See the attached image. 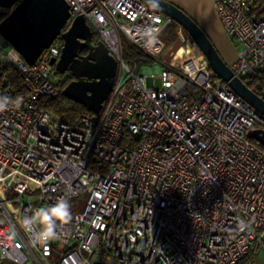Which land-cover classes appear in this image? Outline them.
<instances>
[{"label":"built area","instance_id":"built-area-1","mask_svg":"<svg viewBox=\"0 0 264 264\" xmlns=\"http://www.w3.org/2000/svg\"><path fill=\"white\" fill-rule=\"evenodd\" d=\"M64 1L67 25L82 15L115 58V78L100 110L64 120L39 105L62 90L51 63L62 37L28 64L0 36V96L20 100L0 112V264H237L258 249L264 148L246 133L264 130V116L192 40L185 58L161 59L172 19L144 2ZM211 1L236 43L229 66L248 83L264 71L262 6ZM121 35L149 61L125 57ZM61 197L83 203L80 214L33 245L19 221Z\"/></svg>","mask_w":264,"mask_h":264},{"label":"water","instance_id":"water-1","mask_svg":"<svg viewBox=\"0 0 264 264\" xmlns=\"http://www.w3.org/2000/svg\"><path fill=\"white\" fill-rule=\"evenodd\" d=\"M140 1L170 17L186 31L206 57L215 75L264 116V98L233 72L207 33L191 16L169 0ZM7 8L11 10L0 20V36L28 64H33L60 35L63 39L61 54L51 63L58 73L69 71L73 78L63 88V95L93 112L100 110L111 92L117 62L101 40L92 43V31L85 18L77 15L67 25L70 10L64 0H0V16ZM83 48L87 49L86 54H80ZM246 135L264 145V130L251 128Z\"/></svg>","mask_w":264,"mask_h":264},{"label":"trees","instance_id":"trees-1","mask_svg":"<svg viewBox=\"0 0 264 264\" xmlns=\"http://www.w3.org/2000/svg\"><path fill=\"white\" fill-rule=\"evenodd\" d=\"M247 1L251 2L252 5L262 6V11L264 13V0H247ZM6 15L7 12L4 11L0 16V20ZM180 28L181 27L175 21L171 20V22L161 32L160 37L165 42V47L169 43H173L177 40L180 33L179 31ZM120 40L125 57H132L136 61H149L143 55V53L140 50L136 49L123 35L120 36ZM189 40L192 39L189 37ZM97 41L98 38L97 36H95L93 39V44H96ZM2 72L10 78L11 82L15 86H17L18 89H20L21 87L20 77L14 70L5 67L2 69ZM69 81H70L69 79L65 78L64 81L61 82L62 90ZM247 84L253 91H255L260 96H263L264 71L254 74ZM62 90L57 95L52 97L41 96L39 101L40 107L60 116L61 118L67 121L74 120L77 116H79L82 113L93 112L86 106L64 96ZM258 145L264 148V145H261L259 143ZM256 253H257V249L256 248L252 249L242 259H240L237 264H255Z\"/></svg>","mask_w":264,"mask_h":264},{"label":"clouds","instance_id":"clouds-1","mask_svg":"<svg viewBox=\"0 0 264 264\" xmlns=\"http://www.w3.org/2000/svg\"><path fill=\"white\" fill-rule=\"evenodd\" d=\"M20 100L0 96V112L8 109L9 104L18 105ZM72 219L71 205L68 199L61 197L49 207L35 209L19 221L21 227L32 236L33 245H46L58 238V224H67Z\"/></svg>","mask_w":264,"mask_h":264},{"label":"crops","instance_id":"crops-1","mask_svg":"<svg viewBox=\"0 0 264 264\" xmlns=\"http://www.w3.org/2000/svg\"><path fill=\"white\" fill-rule=\"evenodd\" d=\"M187 12L207 33L222 58L231 64L236 58V43L224 32L219 18L216 17L211 0H169ZM211 18L215 29L208 26L207 20ZM207 23V24H206Z\"/></svg>","mask_w":264,"mask_h":264},{"label":"rangeland","instance_id":"rangeland-1","mask_svg":"<svg viewBox=\"0 0 264 264\" xmlns=\"http://www.w3.org/2000/svg\"><path fill=\"white\" fill-rule=\"evenodd\" d=\"M215 15L217 17V14H215ZM217 19H218V17H217ZM207 23H208V26L215 29V26L213 24V20L211 18H208ZM200 27H202V26H200ZM179 31H180L181 35L179 33L177 40L173 43H169L165 47L162 54L160 55L161 59L166 60L168 62H171L172 64H174V63L178 62L179 60L185 58L190 52L191 40H189V36H188L187 32L184 31L182 28H180ZM65 78H66V76L64 74L57 73L54 81L55 82H63ZM156 85H159L158 81L156 82ZM263 96H264V93H263ZM69 203L71 205L72 215L74 216V219H76L82 210L83 203H81L80 205H77L76 198H72L69 201ZM255 264H264V237H263L262 245L257 249Z\"/></svg>","mask_w":264,"mask_h":264},{"label":"flooded vegetation","instance_id":"flooded-vegetation-1","mask_svg":"<svg viewBox=\"0 0 264 264\" xmlns=\"http://www.w3.org/2000/svg\"><path fill=\"white\" fill-rule=\"evenodd\" d=\"M95 35L92 33V43H93V39H94ZM87 53V49L86 48H83L80 52V54H86ZM67 79L71 80L73 79L70 75V72L69 71H66L63 73Z\"/></svg>","mask_w":264,"mask_h":264}]
</instances>
